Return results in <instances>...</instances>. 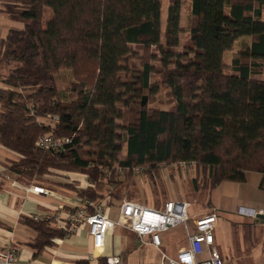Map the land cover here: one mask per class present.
<instances>
[{"label": "trees", "instance_id": "16d2710c", "mask_svg": "<svg viewBox=\"0 0 264 264\" xmlns=\"http://www.w3.org/2000/svg\"><path fill=\"white\" fill-rule=\"evenodd\" d=\"M11 2L0 13L24 24L0 38V145L20 157L11 173L35 184L79 173L94 186L62 181L52 190L116 209L138 200L137 167L154 208L168 201L156 192L162 164L193 165L200 180L190 184L206 207L218 185L244 184L247 173L260 174L264 188V0H189L180 51L181 0H169L163 34L162 0ZM161 87L167 109L153 106ZM46 117L70 140L62 152L35 146L51 132ZM20 221L35 233L33 259L65 239L51 219ZM251 233L247 225L246 242L262 245L264 230L257 242Z\"/></svg>", "mask_w": 264, "mask_h": 264}, {"label": "rangeland", "instance_id": "374dc122", "mask_svg": "<svg viewBox=\"0 0 264 264\" xmlns=\"http://www.w3.org/2000/svg\"><path fill=\"white\" fill-rule=\"evenodd\" d=\"M12 0H0V9L8 8ZM180 10V26L182 32L179 36L180 51L187 38L188 33L186 29L190 24L189 19V0H181ZM9 4V5H8ZM169 0H162L161 4V31L164 32L165 19ZM52 16L50 9L44 10V22L46 23ZM24 24L19 21L12 20L5 13L0 14V37H5L9 30H21ZM239 49L235 47L223 56V62L229 64L234 53ZM60 86L64 87L67 81L61 80ZM169 97L166 94V89L162 88L156 94L153 106L160 109H167L169 107ZM178 165V164H177ZM119 177V176H117ZM160 181L156 185V192L159 194L160 202L172 200L174 202H183L187 204V223L190 224L192 219L202 218L209 214L216 215V223L214 229L215 248L220 255L224 257L225 264H254L253 261L259 264H264V249L263 243L258 245L257 239H260V234L264 230V214L262 217L258 216V210H264V188H260L261 175L257 173H250L247 183L244 186H239L237 190L232 189V183L224 182L217 190H212L210 194L211 207L203 205L197 194L191 187L190 181L192 178L199 175L196 174V169L193 165H185L171 169L170 167L161 168ZM135 182L137 187V202L154 208L153 192L149 182L145 181L144 175H135ZM123 179V178H122ZM81 184L79 187L84 188ZM230 187L227 188V187ZM242 189V191H241ZM165 193V197L163 196ZM139 196V197H138ZM161 202V203H162ZM117 202H113L115 205ZM62 200L59 205H63ZM118 204V203H117ZM160 204V203H159ZM245 207V208H244ZM240 208V209H239ZM249 208L254 215L251 218H245L240 215L239 210ZM110 214V218L116 219V208ZM111 212V211H110ZM251 225V241L254 243L252 247L251 242H246V228ZM114 238L112 235H107V251L106 255H122L123 264H160L161 252L152 246L140 244L134 240V235L122 228L115 229ZM162 246L160 250L169 255L174 256L177 248H180L185 237V230L182 226L175 229H170L166 233H162ZM263 240V238H262ZM261 240V241H262ZM180 246V247H179ZM114 248V249H113Z\"/></svg>", "mask_w": 264, "mask_h": 264}, {"label": "built area", "instance_id": "2783aa9c", "mask_svg": "<svg viewBox=\"0 0 264 264\" xmlns=\"http://www.w3.org/2000/svg\"><path fill=\"white\" fill-rule=\"evenodd\" d=\"M45 124L51 127V132L39 136L36 141L38 149L52 150L55 152L64 151V147L70 142L68 138L59 137L53 134L52 129L58 123L57 117H46ZM185 166L171 164L161 165V168ZM142 168H134L132 173L140 175ZM127 170L118 168L117 173L120 176L126 175ZM80 175L79 173H77ZM86 183L85 187H93V183H88L84 176H81ZM73 181V180H71ZM74 182V181H73ZM80 186V185H79ZM80 188V187H79ZM29 192L39 195L52 196L53 191L39 187H30ZM64 204L58 205L54 211L49 214L32 216L34 220L51 219L58 228L66 232L65 239L77 234L81 228H86L90 242V249L84 257L85 264H122L119 255H106L105 245L106 236L109 232H114L117 228L125 229L131 232L135 239L142 245H149L161 252L160 264H225L222 256L214 246V229L216 215L214 213L198 219H192L187 223V204L183 202L166 201L162 208H150L137 201L122 199L115 210L117 218H110L111 207L109 201L100 203L90 200L66 198ZM263 215L264 210L256 212ZM245 218H251L254 212L250 214L240 212ZM182 226L185 230V246L180 247L174 256L163 253L161 234L170 229ZM55 243L61 242L55 239ZM104 260V261H102ZM0 264H42L34 260L20 261L15 256L12 248H5L0 251ZM47 264H61L50 261Z\"/></svg>", "mask_w": 264, "mask_h": 264}, {"label": "crops", "instance_id": "0c3cea01", "mask_svg": "<svg viewBox=\"0 0 264 264\" xmlns=\"http://www.w3.org/2000/svg\"><path fill=\"white\" fill-rule=\"evenodd\" d=\"M1 10L3 9L1 8ZM1 85L2 84L0 83V88ZM19 159L20 157L17 154L0 145V251L5 248H12L14 249L15 256L18 260H34L35 262L42 264H47L50 261L59 262L61 264H70L71 262L84 260V257L87 255L90 249V242L86 228H81L77 234L60 240L61 242H57L52 247L45 248L40 256H38L36 259H33V251L28 246V243L34 239L35 233L30 228L23 225L20 221L21 217H32L35 215L49 214L51 211H54L55 208H57L63 199L72 198L71 195L68 196L66 194V196L59 189L54 188L53 191V184L60 182L62 183V181L70 182L73 180L74 182H77L78 185L83 184L82 186L84 187L86 183L82 179V175H78L77 173H64L60 175L63 177L66 176L67 180L55 175L47 177V179H45V181L42 183L38 182L35 184L33 181H28L9 171L10 165ZM249 175L250 173H247V180L245 183H247ZM245 183H232L234 184L232 185L234 186L232 189L234 188V190H237L239 186L241 188V186H244ZM222 184L223 183L218 185L214 191L217 190L218 187L222 186ZM33 186L49 189L53 191L54 194L52 196H45L29 192L28 189ZM227 188L230 189L229 186ZM113 212L114 210H111L110 214ZM239 212L250 214L249 208H246L245 211L239 210ZM109 235H112V238H114L115 232H109ZM107 239L108 237L106 236V244ZM134 240H136L135 236ZM185 244L186 241L184 238L181 247L185 246ZM178 249L179 248H177V250ZM261 250L263 252L262 247ZM105 251H107L106 245ZM113 255H116L115 251ZM119 256L121 257V254ZM222 258L224 260L223 256ZM253 263L259 264L255 261H253Z\"/></svg>", "mask_w": 264, "mask_h": 264}, {"label": "water", "instance_id": "95a60500", "mask_svg": "<svg viewBox=\"0 0 264 264\" xmlns=\"http://www.w3.org/2000/svg\"><path fill=\"white\" fill-rule=\"evenodd\" d=\"M258 216L262 217L263 215H258ZM263 249H264V240H263Z\"/></svg>", "mask_w": 264, "mask_h": 264}]
</instances>
